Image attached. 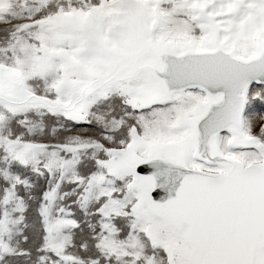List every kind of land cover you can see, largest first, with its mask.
Listing matches in <instances>:
<instances>
[{
	"label": "snow or ice",
	"instance_id": "6c2138e0",
	"mask_svg": "<svg viewBox=\"0 0 264 264\" xmlns=\"http://www.w3.org/2000/svg\"><path fill=\"white\" fill-rule=\"evenodd\" d=\"M0 264H264V0H0Z\"/></svg>",
	"mask_w": 264,
	"mask_h": 264
}]
</instances>
